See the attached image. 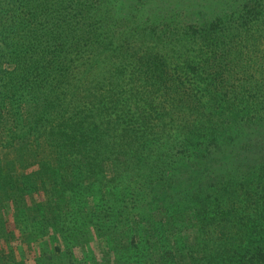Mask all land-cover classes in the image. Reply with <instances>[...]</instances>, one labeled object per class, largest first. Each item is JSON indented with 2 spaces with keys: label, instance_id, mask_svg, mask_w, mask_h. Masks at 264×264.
I'll use <instances>...</instances> for the list:
<instances>
[{
  "label": "trees",
  "instance_id": "trees-1",
  "mask_svg": "<svg viewBox=\"0 0 264 264\" xmlns=\"http://www.w3.org/2000/svg\"><path fill=\"white\" fill-rule=\"evenodd\" d=\"M170 5L0 0V264H264V115L217 91L264 0L202 25ZM2 149L35 168L8 181Z\"/></svg>",
  "mask_w": 264,
  "mask_h": 264
},
{
  "label": "rangeland",
  "instance_id": "rangeland-1",
  "mask_svg": "<svg viewBox=\"0 0 264 264\" xmlns=\"http://www.w3.org/2000/svg\"><path fill=\"white\" fill-rule=\"evenodd\" d=\"M165 2L170 3L171 7H173L175 10L174 12H178L179 17L178 20L183 21L184 24L187 23H193L195 25H202L206 23L210 17L216 14H223L225 12H229L232 9L240 6L241 4L247 0H163ZM155 4V3H154ZM172 8V9H173ZM164 9V8H163ZM169 8H166L164 10H161L160 13H162L161 16H164V14ZM166 15V14H165ZM251 39L245 40L246 47L243 49V52L240 53L242 55L235 56V53H237V48L239 46H229L227 49V55L222 56L223 60V68H224V78L226 79L225 84L223 86H218L217 91H227L228 93H234L237 92L239 95H242L245 100L243 103H247L245 105H241L242 107H246L250 110V113L252 115L257 116H263L264 115V45H262L261 42L264 43V41L258 40L256 37V41L252 36H256L257 32L252 35L253 32H249ZM264 33L263 31H260V33L257 36H262ZM261 37H259L260 39ZM254 39V40H253ZM150 44H154L155 41L149 40ZM170 42H167L165 44H169ZM258 46L259 51L257 47L253 44ZM162 48H165L164 45H162ZM241 50V49H239ZM165 51V50H164ZM261 51V53H260ZM203 55H200L199 60H201ZM216 62V61H215ZM217 63V62H216ZM263 65V66H261ZM212 74L211 76L215 77L218 74L211 69ZM252 72H256L251 78L253 81V84H251L248 88H245V84H249L247 82V79L250 78ZM197 73H200V71H197ZM206 74V73H204ZM195 77V76H193ZM235 84L234 87H231L230 85ZM227 85V86H226ZM255 87V89H254ZM194 88V85H190L189 90ZM209 88L212 91H216V89L211 85ZM214 88V89H213ZM199 89H202V86L199 87ZM198 89H195L197 91ZM251 90V91H249ZM249 95V97H248ZM249 100V101H247ZM52 155V154H51ZM1 157H2V166L5 168L7 180L8 181H14L17 176L20 174L26 173L32 169L35 168L36 165H23L21 162V152L17 149H2L1 151ZM37 195L35 196L33 194V199H36ZM19 198H15L13 194V190H10V194H7V192H4L3 188H0V201L5 205V207L8 206V214H6L7 217L4 218L3 216V226L9 229H17L19 227V216L20 213V207H19ZM37 200V199H36ZM62 221V222H61ZM61 224L67 225V227L71 230L74 229L76 226L75 218L71 214H67L66 218L65 216L62 217V220H59ZM53 232V230H52ZM59 234V240L63 249L70 244V239L73 237H70V234H65L64 230L61 231ZM160 244V243H159ZM158 246V247H157ZM161 247L159 245H156L155 253H158ZM76 253L78 255H82L81 249L77 248ZM129 264H138L134 263L132 261H128ZM152 262L155 261L154 259ZM35 261L33 262V264Z\"/></svg>",
  "mask_w": 264,
  "mask_h": 264
}]
</instances>
